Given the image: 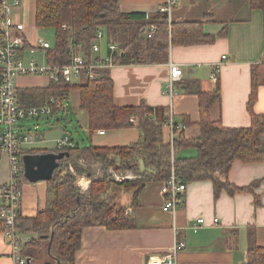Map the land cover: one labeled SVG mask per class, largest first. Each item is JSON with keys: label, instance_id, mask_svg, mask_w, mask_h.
I'll return each mask as SVG.
<instances>
[{"label": "trees", "instance_id": "1", "mask_svg": "<svg viewBox=\"0 0 264 264\" xmlns=\"http://www.w3.org/2000/svg\"><path fill=\"white\" fill-rule=\"evenodd\" d=\"M248 1L252 10L264 12V0ZM120 4L121 0H36V27L52 29L56 36L55 45L45 51L47 64L68 65L78 54L91 58L92 45L99 31L119 44L120 53L115 57L119 66L168 64L172 46L210 45L217 40V36L205 32V25L215 21L213 15L207 14L200 21H171L169 24L166 14H126L121 11ZM151 26L155 27V35L149 38ZM223 34L224 31L219 37ZM2 42L0 37V44ZM263 86L264 57L252 67V89L247 104L251 123L245 128H228L220 120L211 119V109L221 102L219 85L213 92L193 89L199 99L200 135L187 139L185 132H180L176 141V168L185 183L211 181L216 198L222 191L235 194L255 190L259 182L238 188L228 181V176L236 161L264 164V114L254 111L259 89ZM74 90L79 92V109L87 113L91 138L101 130L130 128H138L142 138L127 146L96 147L91 144L87 148L67 150L70 157L61 162L47 182L49 204L34 218L21 216L18 219V228L33 236L24 251L28 264H32L34 253L43 243L50 259L48 264H75L82 232L87 227L136 229V219L128 214V207L118 205L120 195L132 193L131 206L136 207L137 199L148 183H161L170 176V149L165 143L163 128L170 117L168 109L145 103L135 107L116 105L110 70H101L97 79L82 83H50L46 88L19 89L18 100L25 108L52 106V100L64 104ZM53 108L55 114L59 109L56 105ZM184 122L191 126L188 119ZM185 149H196L197 156H181ZM63 151L56 149L52 153ZM75 152L80 153V160L85 162L87 169L72 159ZM45 153L51 152L23 149L20 153L22 168L25 155ZM70 165L77 175L92 179L86 194L82 193ZM94 165L101 166L100 177H93ZM109 169L130 171L135 179L116 182L110 177ZM26 183L23 174V185ZM256 204H260L258 199ZM245 264H264V246L257 244L253 230L249 233Z\"/></svg>", "mask_w": 264, "mask_h": 264}, {"label": "crops", "instance_id": "2", "mask_svg": "<svg viewBox=\"0 0 264 264\" xmlns=\"http://www.w3.org/2000/svg\"><path fill=\"white\" fill-rule=\"evenodd\" d=\"M167 1L121 0L120 8L126 14L153 15ZM176 1L172 21H200L207 14L213 15L215 21L205 25V32L217 36L216 42L190 47L172 46L168 64L123 65L110 70L115 85L116 105L135 107L145 103L154 108H167L176 122L185 124V119L189 120L191 126H188L185 136L194 139L200 135V111L199 99L193 89L213 92L219 85L221 102L211 109V119L220 120L228 128L248 127L251 123L247 104L252 89V67L264 57V12L252 10L248 0ZM21 4V7L12 9L11 16L25 25L24 34L30 49L35 45L28 34V23L34 21L36 26V0H21ZM223 31L225 34L219 37ZM110 42L108 39V45ZM103 51L102 57L107 53ZM170 63L179 65L183 72L182 79L176 83L178 95L173 99L164 93L170 77ZM218 67L219 83L215 84L211 74ZM40 82V79L28 80L26 86L21 88H46L50 84L40 86ZM254 111L264 114V86L259 89ZM53 116L46 117L49 124ZM85 128L89 132L88 116ZM41 134L44 136L42 143L24 149L52 153L57 149V140L66 135L48 137ZM141 138L142 133L138 128H130L108 131L104 135L96 132L91 142L96 147H115L127 146ZM183 152L188 153L184 157L197 156L196 149H185L181 156ZM94 174L98 176L96 169ZM9 178L8 157L0 155V191ZM91 181L87 175L77 177L82 193H87ZM228 181L238 188L256 182L259 184L253 192L229 194L222 191L216 198L211 181L187 183V193L176 214L179 238L186 243V248L177 257V264H245L251 230L255 233L257 244L264 246V164L236 161ZM81 182L86 184L82 185ZM160 189V182L148 183L139 195L136 207L131 206L132 193L121 194L122 206L128 207V214L135 217L137 228L109 230L95 226L83 229L75 264H160L172 251L175 242L174 219L164 210L165 201ZM257 199L259 205L256 204ZM49 200L47 182L24 184L21 216L36 217L46 208ZM199 219H204L205 224L195 233L190 226ZM215 219H218L217 225H214ZM225 238L237 239L234 251L225 252ZM9 254L10 248L0 235V264H11Z\"/></svg>", "mask_w": 264, "mask_h": 264}, {"label": "built area", "instance_id": "3", "mask_svg": "<svg viewBox=\"0 0 264 264\" xmlns=\"http://www.w3.org/2000/svg\"><path fill=\"white\" fill-rule=\"evenodd\" d=\"M21 0H1L0 1V37L3 42L0 44V155H6L9 161L10 178L2 186L0 197V235L10 248L11 264H28L29 260L24 254L25 247L29 244L33 236L23 233L18 228V219L21 217V205L23 200V174L21 166V151L26 146H33L44 141V136L40 133L32 134L22 131L21 124L27 120H38L54 114L53 105L58 109L63 108L59 101L52 100V106H41L25 108L18 100V90L16 78L28 76H44L50 83H76V80L84 78L93 80L98 78L101 70H112L116 68L115 57L120 53L119 44L110 42L106 56L102 57L101 41L105 37L103 31H99L92 45L93 55L88 58L85 55H75L68 65H46L43 66L34 58L26 60V54L33 55L38 48H27L25 37V25L12 18L11 12L14 8L21 7ZM177 6L176 0H168L159 12L166 14L169 24L172 21L173 8ZM66 28V26H64ZM155 35V27L151 26L148 37ZM39 49L46 51L51 45L40 39ZM226 59V57H223ZM170 77L165 95L173 99L178 95L176 83L182 79L183 72L179 65L169 64ZM211 80L217 84L219 82V67L211 74ZM135 122V118L131 119ZM165 143L170 149V176L161 182V195L164 197V210L169 212L174 219L175 242L172 251L161 260L160 264H177V257L186 248V243L179 238L180 229L176 226V214L182 205L187 193V183L183 181L177 172L176 141L180 132H185L188 126L175 121L173 115L164 124ZM104 135L105 131H98ZM77 144L67 136L57 140L58 150L75 149ZM63 151V152H64ZM111 178L116 182L132 181L135 176L132 172H119L110 169ZM205 224L204 219H199L190 226L197 233ZM218 224V219L214 220V225Z\"/></svg>", "mask_w": 264, "mask_h": 264}, {"label": "rangeland", "instance_id": "4", "mask_svg": "<svg viewBox=\"0 0 264 264\" xmlns=\"http://www.w3.org/2000/svg\"><path fill=\"white\" fill-rule=\"evenodd\" d=\"M28 34L30 35V40L35 45L38 50L35 55H31L29 52H27V57L26 60H29L30 58H34L36 61H38L39 64L46 66L47 65V57L46 53L44 51H41L39 49V40L42 39L46 42H48L52 47L55 45L56 42V36L55 32L52 29H38L34 25V21L28 23ZM108 39L105 36L102 41V51L106 50L108 52ZM103 51V52H104ZM107 54V53H106ZM21 78H24V80H21ZM32 79H40V86L41 85H47L49 80L47 77L44 76H28V77H18L16 78V84L19 89H22L21 87L26 86L28 80ZM85 79L81 78L79 80H76V83H82L84 82ZM79 92L77 90L72 91L70 100L64 103V108L60 109L59 113L54 114L53 117L50 118L51 124L47 122L48 118H42L38 120H27L21 124L22 131H26V133H44L48 137L52 136H62V134H66L65 136L70 137L74 140V142L77 144V147L81 148H87L90 147L92 142H91V136L88 131H86L85 128V121H86V116L87 113L84 111H81L79 109ZM0 128V132H1ZM48 133H50L48 135ZM107 138V137H106ZM182 153V152H181ZM184 153V152H183ZM75 156H72L73 160L77 162V164L83 168L87 169V165L83 160H80V153L75 152ZM73 154V155H74ZM184 153L183 156H185ZM189 156V155H187ZM97 165L92 166L93 170V177L97 178L102 175V170L101 166L100 168H95L98 176H95L94 174V167ZM99 166V165H98ZM70 169L77 178L79 175H77L74 171L75 168L70 165ZM113 170V169H112ZM110 171V169H109ZM108 171L109 175L110 172ZM119 173V172H117ZM83 176V175H80ZM86 176V175H84ZM111 177V175H110ZM92 180V179H91ZM81 184L85 185L86 182H81ZM79 185V184H78ZM88 192V191H87ZM124 195H129V193L125 192L122 193V196ZM122 198V197H121ZM119 198L118 205L120 207L122 206V199ZM32 235V234H29ZM36 237V236H35ZM237 239L236 238H225V252L228 253L231 250L234 251V247L236 245ZM235 253V252H234ZM34 259L32 261V264H48L50 259L47 256L46 252V245L45 243L42 244L41 248H39L35 253H34ZM51 263V262H50Z\"/></svg>", "mask_w": 264, "mask_h": 264}, {"label": "water", "instance_id": "5", "mask_svg": "<svg viewBox=\"0 0 264 264\" xmlns=\"http://www.w3.org/2000/svg\"><path fill=\"white\" fill-rule=\"evenodd\" d=\"M69 157L70 153L67 151L60 153L25 155L23 157L24 177L28 183L32 184L48 182L53 178V175L59 168L61 162Z\"/></svg>", "mask_w": 264, "mask_h": 264}, {"label": "bare ground", "instance_id": "6", "mask_svg": "<svg viewBox=\"0 0 264 264\" xmlns=\"http://www.w3.org/2000/svg\"><path fill=\"white\" fill-rule=\"evenodd\" d=\"M83 185V184H82Z\"/></svg>", "mask_w": 264, "mask_h": 264}]
</instances>
